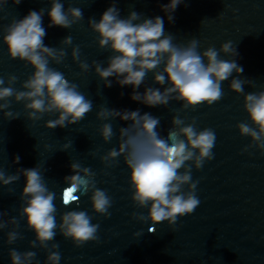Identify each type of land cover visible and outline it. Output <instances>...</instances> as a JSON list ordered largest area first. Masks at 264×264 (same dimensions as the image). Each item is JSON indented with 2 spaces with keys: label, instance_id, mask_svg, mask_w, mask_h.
<instances>
[{
  "label": "water",
  "instance_id": "1",
  "mask_svg": "<svg viewBox=\"0 0 264 264\" xmlns=\"http://www.w3.org/2000/svg\"><path fill=\"white\" fill-rule=\"evenodd\" d=\"M63 2L65 9L69 5L81 8L84 19L70 29L49 28V18L45 14L43 25L47 34L44 43L59 47L60 41L70 35L73 46H80L82 60L89 65L93 60L106 63L111 52L99 48L97 34L89 27L88 20H99L113 0ZM168 2L116 0L122 17H127L132 10L149 18L163 17L165 32L173 35L176 44L186 45L195 38L202 52L208 47L219 50L223 43L231 41L239 53L237 61L244 69L242 78L252 81L251 85H244V91H264V0H184L174 13V23L168 22L160 8L161 4ZM49 7L48 0H22L20 5L8 0L0 12V18L6 17L0 19V76L7 79L8 75H16L15 87L19 90L33 69L9 57L2 40V29L13 18H23L29 10ZM66 51L68 55L62 64L50 66L64 73L70 82L78 85L87 99L92 100L93 109L82 121L67 128L48 129L45 122L55 117L46 114L39 121L29 120L23 102L17 103L14 99L11 110L19 113L20 117L9 121L0 113V169L6 174H14L18 168L38 165L42 171L46 170L48 188L57 193L54 203L58 210V223L59 214L76 209L88 211L94 216L92 223L100 224L99 243L88 242L79 248L71 239L57 233L53 242L59 243L60 264H264V155L255 147L244 151L251 138L242 136L236 127L239 122L248 121L244 96L230 90V81H225L222 82L221 100L211 106L205 104L195 111L182 110L181 103L173 100L167 108H149L131 100V86L121 88L114 82L111 88H107L94 69L83 73L72 60L71 47ZM220 58L232 59L223 53H220ZM146 83L159 87L153 85L151 73L147 74ZM139 91L143 92V87ZM104 106L118 110L140 109L141 114L150 112L160 118L161 134L165 137L177 112L186 123L195 118L200 129L207 127L215 131L214 159L206 162L201 170L193 167L192 172L193 180H199L197 195L201 203L193 214L178 218L174 228L167 222L151 225V222L133 218V213H147L145 209L137 208L131 199L130 169L123 157L111 168H105L100 159L110 148L118 147L119 128L127 127L130 122L119 118L101 121L97 113ZM106 122L112 124L115 133L110 143H105L99 132ZM70 141L72 147L62 151L63 145ZM17 155L19 164L14 163ZM71 162L90 167L97 173V186L106 189L114 200L109 209L110 217L94 213L87 196L81 197L78 208L75 203L67 207L62 204L59 196L67 187L64 177L73 174ZM23 186L24 178L21 177L7 187H0V211L9 213L5 219L16 217L19 220V231L23 236L15 244L8 245L6 233L10 228L0 231V264H10V248L21 252L36 251L40 264H44L46 258L43 249L29 247L34 234L27 229L26 220L19 218ZM150 226H154L156 232H149ZM138 231L143 234L134 236Z\"/></svg>",
  "mask_w": 264,
  "mask_h": 264
},
{
  "label": "clouds",
  "instance_id": "2",
  "mask_svg": "<svg viewBox=\"0 0 264 264\" xmlns=\"http://www.w3.org/2000/svg\"><path fill=\"white\" fill-rule=\"evenodd\" d=\"M48 2L49 8L29 10L23 18H13L2 29V40L9 57L33 69L21 84L22 90L15 87L16 75H8L7 79L0 76V113L6 120L20 117L11 110L13 99L17 103L23 102L29 120L39 121L46 114L55 117L44 125L52 130L75 125L92 111V100L87 99L64 73L50 66L62 64L68 55L67 47H71L72 60L83 73L94 69L107 88H111L114 82L121 88L131 86V100L149 108H167L173 100L181 103L182 110L195 111L205 104L211 106L223 96L222 82L230 81V90L244 96V108L248 114V121L236 125L242 136L251 138L244 151L255 147L264 155V91H244V85H251L252 81L242 78L244 69L237 61L239 53L231 41L223 43L219 50L208 47L202 52L195 38L186 45L176 44L173 35L165 32L163 17L149 18L135 10L122 17L116 0H113L99 20H88L89 27L97 34L99 48L109 50L111 55L106 63L93 60L89 65L81 59L80 46H73L70 35L60 41L59 47L44 43L47 34L43 25L45 14L49 18V28L70 29L84 19L79 7L69 5L65 9L63 0ZM12 3L20 5L22 0H12ZM183 3L184 0H169L160 5L169 23H174V13ZM7 4L8 0H0V12ZM220 53L232 59H221ZM148 73L152 74L153 85L159 87L146 83ZM141 87L143 92L139 91ZM97 118L101 121L119 118L130 122L127 127L119 128L118 147L110 148L100 159L105 168H111L123 157L130 169L131 199L137 208L145 209L147 213H133V218L151 222V225L167 222L174 228L178 218L194 213L201 200L197 195L199 180H193L192 176L193 167L201 170L206 162L214 159L216 133L213 129H200L195 118L186 123L179 112L172 117V127L167 130L166 137L161 134L160 118L150 112L141 114L140 109L118 110L104 106L98 111ZM99 132L105 143H110L115 135L109 122L103 123ZM69 147H72V141L65 143L62 151ZM19 162L17 155L14 163ZM70 168L73 174L64 177L67 187L59 196L62 204L67 207L75 203L78 208L81 197L87 196L94 213L110 217L109 209L114 200L106 189L97 186V173L78 162H71ZM45 171L38 165L18 168L14 174H6L0 169V187L24 178L19 218L26 220L27 229L34 234L29 247L45 251L44 264H60L59 243L53 242L57 233L71 239L79 248L88 242L99 243L100 224L92 223L94 216L88 211L76 209L59 214L58 223L54 203L58 197L48 188ZM6 217L9 213L0 211V231L10 228L6 243L13 245L23 239L20 223L16 217ZM148 231L154 233L156 228L150 226ZM142 234L138 231L134 236ZM8 255L10 264H40L37 252L33 250L21 252L10 248Z\"/></svg>",
  "mask_w": 264,
  "mask_h": 264
}]
</instances>
